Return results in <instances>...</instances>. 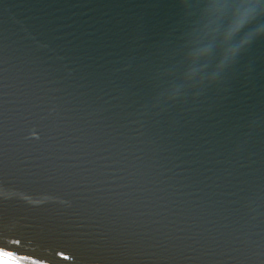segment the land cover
Returning a JSON list of instances; mask_svg holds the SVG:
<instances>
[{
	"label": "water",
	"instance_id": "1",
	"mask_svg": "<svg viewBox=\"0 0 264 264\" xmlns=\"http://www.w3.org/2000/svg\"><path fill=\"white\" fill-rule=\"evenodd\" d=\"M203 13L0 0V249L26 264L264 262V35L209 84L222 46Z\"/></svg>",
	"mask_w": 264,
	"mask_h": 264
},
{
	"label": "snow or ice",
	"instance_id": "2",
	"mask_svg": "<svg viewBox=\"0 0 264 264\" xmlns=\"http://www.w3.org/2000/svg\"><path fill=\"white\" fill-rule=\"evenodd\" d=\"M204 8V14L208 19L212 20V27L220 33V43L222 51L216 57L210 75L205 77L209 84H221L228 73L238 62L241 53L244 51L250 40L258 36L264 35V24L259 27L246 38L237 40L238 34L242 28L256 18H264V0H200ZM228 16L230 22L220 30L219 25L223 19ZM141 29L138 28V34ZM205 58H211L212 52L203 50L200 53ZM133 57L130 54L120 55L116 62V72L121 71L119 65L130 64ZM224 89H220L221 94ZM209 110H212L209 108ZM25 257H18L12 251L0 249V264H22ZM35 264V261L32 262ZM264 264V262H261Z\"/></svg>",
	"mask_w": 264,
	"mask_h": 264
},
{
	"label": "bare ground",
	"instance_id": "3",
	"mask_svg": "<svg viewBox=\"0 0 264 264\" xmlns=\"http://www.w3.org/2000/svg\"><path fill=\"white\" fill-rule=\"evenodd\" d=\"M22 264H26V263H22Z\"/></svg>",
	"mask_w": 264,
	"mask_h": 264
},
{
	"label": "clouds",
	"instance_id": "4",
	"mask_svg": "<svg viewBox=\"0 0 264 264\" xmlns=\"http://www.w3.org/2000/svg\"><path fill=\"white\" fill-rule=\"evenodd\" d=\"M204 14V13H203ZM205 15V14H204ZM206 17V16H205Z\"/></svg>",
	"mask_w": 264,
	"mask_h": 264
}]
</instances>
